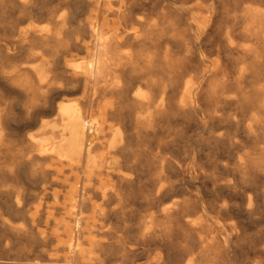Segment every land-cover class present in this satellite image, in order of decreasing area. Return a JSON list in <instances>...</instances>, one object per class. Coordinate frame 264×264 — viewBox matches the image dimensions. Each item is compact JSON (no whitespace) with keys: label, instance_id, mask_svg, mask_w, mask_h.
<instances>
[{"label":"bare ground","instance_id":"obj_1","mask_svg":"<svg viewBox=\"0 0 264 264\" xmlns=\"http://www.w3.org/2000/svg\"><path fill=\"white\" fill-rule=\"evenodd\" d=\"M172 1L156 12L154 0H0V27L24 47V62L12 67L7 50L0 65V84L24 98L16 111L0 88V180L59 177L67 195L41 206L29 188L24 200L0 189V264H264V0H229L226 27L210 6ZM166 13L187 19L182 56L156 40ZM211 31L225 50L207 62L200 42ZM72 51L83 59L65 60ZM76 91L78 103L54 101ZM21 113L36 129L16 149ZM174 119L197 128L205 160L192 149L173 158ZM137 187L149 205L142 243L158 247L137 255L117 238L92 255V226L113 236L107 221ZM4 232L56 252L11 256Z\"/></svg>","mask_w":264,"mask_h":264},{"label":"rangeland","instance_id":"obj_2","mask_svg":"<svg viewBox=\"0 0 264 264\" xmlns=\"http://www.w3.org/2000/svg\"><path fill=\"white\" fill-rule=\"evenodd\" d=\"M154 1L160 2L159 7L156 12L160 11V6L164 2L166 3L173 2L172 0H154ZM231 1L229 0H185V6H187L186 8H189V7L193 8V4L194 5L199 4L202 7L210 6V8L214 10L216 14L215 21H214L215 25L226 27L227 24H230V22L226 20V16L227 15L229 16L233 12V4L231 3ZM55 3H56V0H53V4ZM122 4L126 5L127 1H124ZM138 13L148 14V12L145 9L139 10ZM193 13H196V12H193ZM163 27H164V34L157 36L156 40L159 41V43H161V46L170 49V51L175 56L184 55L189 49V45H188V41H189L188 31L189 30L187 28L186 17H178L177 15L166 13L165 19L163 21ZM210 29H213V28H210ZM212 32L213 31H211V34L206 35L200 42V49L203 52V56L207 59V62L210 61L211 59L216 58L217 56L222 55V53L225 50L223 46L224 45V39H223L224 35L220 33V36L218 35L216 36L215 33H212ZM13 37L14 35L5 34L3 32V29L0 27V40H9L8 47L0 52V65L3 63V59L5 58V53L7 50L11 52L12 54L11 58L7 61L11 63L12 67L15 66V64L24 62V47L20 46L18 42L12 40L11 38ZM226 52L227 51H225V53ZM78 54L73 51L72 53L68 52V54L66 52V54H64L65 60L72 61V59L75 58L73 59L74 62L81 61L83 59V54L81 53H78ZM66 55H69L70 58H68V56L66 57ZM77 58L79 60H77ZM190 72L192 71H187L185 76L187 77ZM214 74L215 72L212 73V75ZM216 76L219 77L220 74ZM61 81L63 82V77L58 79L59 83ZM139 87L145 88L143 86L142 87L139 86ZM0 88L4 89L6 98L9 101L14 102L13 107L16 111L19 110L22 105H24V98L18 95L16 92L7 90L2 84H0ZM207 88H208L207 83H205L204 91ZM75 93L78 95L79 91L78 93L77 91L74 93L72 92L69 94V96H67L68 95L67 93L66 95L64 93L63 94L64 96L61 95V96H58V98L55 97L56 100L54 101L59 100V101L66 102V103H78V100L72 99V97L74 96H76L74 98H77V95ZM71 94H75V95L71 96ZM21 115L22 113L19 115V117L14 122L13 124L14 128L11 132L13 147H15L16 149H21V148L26 147L27 136L30 133L35 132V129H36L35 127H32L31 130L29 127L24 129V118ZM170 135H171V143H170L171 145H170L169 150L174 159L188 161L186 155L188 154L189 150L192 149V150H195L197 159H199L200 161H203L205 160V154L210 152V149L207 146L202 145L201 143L202 140L200 138L199 131L194 125H189L188 127L184 128L183 123H181L178 119H174L172 122V130H171ZM142 179H144V177ZM62 180L63 179H60L59 177H53V179L47 180L46 182L45 181L30 182V181H24V179H22L20 180V182H16L13 184L11 182L0 180V189H6V190L12 189L14 193L13 195L14 199L18 198V199L24 200V187L29 188L28 192H31V195L29 197L30 205H34L40 202L41 206H43L44 204L42 201H44L46 198L47 202L44 201V203L46 202L47 205L50 206L53 200L64 201L66 199V196H67L66 190L63 187ZM138 189H139L138 187L133 188V195L130 196L132 200L130 197H126L124 201L122 202L121 204L122 207L120 209L123 212L118 213V214L116 213L115 215L112 214L111 218H109V220L107 221L108 223L106 225L110 226L111 229L115 230V234H113V236L112 235H102L100 237L97 235L95 236V233H97V229L96 227L92 226V230L94 234L93 240L95 241L87 245V249L88 251H90L92 255L100 256L98 252V249L100 247L98 245L99 241L100 242L113 241V240H116L117 238L118 239L122 238L126 245L133 247L137 255H141L142 250L146 247L150 248V250L152 251L158 247L153 242L151 244H146V245H143L142 243V238L144 236L143 234L147 230V226L149 225V223H147L148 217H144V213H146V210L148 209L149 205L145 204V202L143 203L142 197L138 198L142 194L141 190L140 189L138 190ZM137 191H140V194ZM141 202L143 205H141ZM133 209L134 210L136 209L135 210L136 213L135 211H133ZM119 215L121 216V218ZM46 216H49V214ZM112 217L114 219H112ZM57 218L56 220L60 221L63 219V216L62 217L59 216V218L58 219ZM224 222L230 223L231 219L225 218ZM132 226L134 227L132 229H129ZM49 231L50 230H48V228H42L40 230L42 234H46L47 232L49 233ZM53 234L54 232H52V235ZM58 237L59 239H62L60 235ZM1 238L3 239L4 245L6 244V247L9 250V255L11 256L24 255V247H27V248L29 247V249H32L33 251H45L49 254H53V253L55 254L56 252L55 244L54 245L53 244H41L38 246H27V244L24 243L23 238L15 236L9 232L2 233ZM2 247L4 246L0 245V249ZM101 256H103V254ZM113 259L115 258L113 257ZM113 259L111 258V260Z\"/></svg>","mask_w":264,"mask_h":264}]
</instances>
